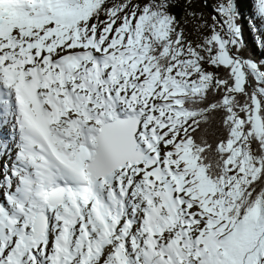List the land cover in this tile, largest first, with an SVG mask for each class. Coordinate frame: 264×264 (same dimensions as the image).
<instances>
[{
    "label": "snow or ice",
    "instance_id": "snow-or-ice-1",
    "mask_svg": "<svg viewBox=\"0 0 264 264\" xmlns=\"http://www.w3.org/2000/svg\"><path fill=\"white\" fill-rule=\"evenodd\" d=\"M195 2L0 0V264H264V58Z\"/></svg>",
    "mask_w": 264,
    "mask_h": 264
},
{
    "label": "trees",
    "instance_id": "trees-1",
    "mask_svg": "<svg viewBox=\"0 0 264 264\" xmlns=\"http://www.w3.org/2000/svg\"><path fill=\"white\" fill-rule=\"evenodd\" d=\"M206 3L204 4L205 9L212 15L216 16L217 13L215 11L214 6L211 4L209 0H204ZM237 10L240 14V19L238 23L242 26V34L245 41L247 55L255 58H264V48H261L257 43V39H264V27L258 23V21L254 18L255 4L254 0H236ZM173 11L177 14L179 18L184 20L185 18V6L181 4L179 7L173 9ZM217 19L219 17L217 16ZM255 22V26L259 29L258 32L252 31L251 24ZM211 132L209 129V139L211 140Z\"/></svg>",
    "mask_w": 264,
    "mask_h": 264
},
{
    "label": "rangeland",
    "instance_id": "rangeland-1",
    "mask_svg": "<svg viewBox=\"0 0 264 264\" xmlns=\"http://www.w3.org/2000/svg\"><path fill=\"white\" fill-rule=\"evenodd\" d=\"M209 1L211 2V4L214 6L215 9L218 6V4L221 3V0H209ZM205 3H206V1H204V0H196V2L192 4L191 11L196 13L197 19L193 20L191 18V16H187L185 14L184 20L187 21V29L190 33V36H189L190 39L196 40L197 37L200 35L199 28H200V25L203 23V21H201L199 19L201 14L203 15L204 21H206L209 25H211L213 23L212 18L214 15L210 14L205 9V7H204ZM254 4H255V0H254ZM254 18L258 21V23L261 25V27H264V23H262L259 20L256 12L254 13ZM204 34L205 35L207 34V29L204 30Z\"/></svg>",
    "mask_w": 264,
    "mask_h": 264
}]
</instances>
